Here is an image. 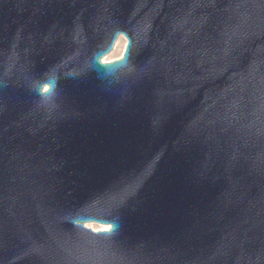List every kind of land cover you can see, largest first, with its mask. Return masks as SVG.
<instances>
[{
  "label": "water",
  "instance_id": "water-1",
  "mask_svg": "<svg viewBox=\"0 0 264 264\" xmlns=\"http://www.w3.org/2000/svg\"><path fill=\"white\" fill-rule=\"evenodd\" d=\"M0 264H264V0H0Z\"/></svg>",
  "mask_w": 264,
  "mask_h": 264
},
{
  "label": "rangeland",
  "instance_id": "rangeland-1",
  "mask_svg": "<svg viewBox=\"0 0 264 264\" xmlns=\"http://www.w3.org/2000/svg\"><path fill=\"white\" fill-rule=\"evenodd\" d=\"M125 44H126V38L122 35H119L117 40L115 41L113 49L109 53L105 54L101 58V60L103 61V58H105L106 61H111V60H114V59L121 57V55L124 51V48H125ZM87 224H89L88 227H90L91 229H93L95 231L102 229V226H104V225L94 223V222L87 223Z\"/></svg>",
  "mask_w": 264,
  "mask_h": 264
},
{
  "label": "bare ground",
  "instance_id": "bare-ground-1",
  "mask_svg": "<svg viewBox=\"0 0 264 264\" xmlns=\"http://www.w3.org/2000/svg\"><path fill=\"white\" fill-rule=\"evenodd\" d=\"M118 38V37H117ZM103 61H106L105 58H103ZM88 223H91V222H88ZM87 224V223H86ZM89 224H87L86 226L88 227ZM102 229H108V226L107 225H104L102 226Z\"/></svg>",
  "mask_w": 264,
  "mask_h": 264
}]
</instances>
